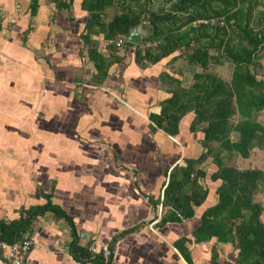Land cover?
Instances as JSON below:
<instances>
[{"label":"crops","instance_id":"obj_1","mask_svg":"<svg viewBox=\"0 0 264 264\" xmlns=\"http://www.w3.org/2000/svg\"><path fill=\"white\" fill-rule=\"evenodd\" d=\"M32 1L0 0V219H18L24 210L50 199L72 217L78 245L88 250L90 245L113 246L112 264H235L238 250L229 242L181 240L191 237L203 211L217 203L215 191L221 180L213 189L210 181L215 182L208 174L200 180L207 197L194 207L193 216L182 221L161 224L162 205L154 208L149 200L162 197L167 172L174 165L201 154L188 150V155L178 154L180 148L168 137L184 138L185 128L190 134L201 133L194 142L203 150L204 134L189 128L192 111L180 118L174 134L152 120L170 95L160 73L181 77L170 69V57L141 68L134 62V51L120 49L121 61L97 85L88 58L89 72L82 78L77 75L85 71L79 35L87 15L81 0H74L70 8L57 6L55 0H37L34 14ZM101 50L108 54L105 46ZM57 70L74 73L68 79ZM254 71L257 79H264V66ZM53 86L61 93L46 91ZM39 99L45 102L46 115L60 120L46 122L40 114L43 132L35 117L37 109L31 111V100ZM33 120L36 123L27 124ZM258 120L264 125V108ZM35 137L47 144L38 146ZM23 143L31 151H25ZM187 145L185 140L184 149H190ZM250 157L258 159L254 167L241 170L264 171V147L254 146L247 158H240ZM205 161L212 164L211 158ZM205 161L199 167L207 168ZM255 199L264 202L261 192ZM260 218L264 225V211ZM26 232L33 243L25 264H83L94 256L83 255L84 262L74 257L70 226L53 210L38 214ZM0 264H8L1 252Z\"/></svg>","mask_w":264,"mask_h":264},{"label":"trees","instance_id":"obj_2","mask_svg":"<svg viewBox=\"0 0 264 264\" xmlns=\"http://www.w3.org/2000/svg\"><path fill=\"white\" fill-rule=\"evenodd\" d=\"M55 1L57 6L65 8L74 2ZM156 1H80L87 16L79 36L83 49L86 48L85 56L94 66L92 81L102 84L110 67L121 61L120 49L126 53L133 47L134 62L141 68L170 56L167 63L176 73L183 75L185 68L192 72L187 85L182 77L168 71L160 73L161 83L170 95L162 101L160 113L153 114L152 120L156 126L174 134L180 118L192 111L194 117L189 128L204 134L203 152L197 158H185V164L174 165L167 172L169 180L162 188V197L150 196L149 200L154 208L161 203V224L193 216L194 207L201 205L208 193L200 182L207 170L199 165L211 158L216 170L209 178L222 181L215 191L218 201L203 211L191 237L182 236L181 240L192 238L198 243L216 238L236 246L235 264H264V225L260 220L264 202L254 200L257 193L264 191V171L241 170L236 165L225 164L221 157L225 150L231 156L247 158L254 146L264 147V125L258 120L264 108V79H257L254 71L261 67L260 53L264 50V10L257 19L259 25H253L252 7L242 6L245 0H174L167 6L153 8ZM31 7L34 14L37 0L32 1ZM108 9L113 11L110 18ZM143 21L150 25L151 32L142 33L141 43L134 45L127 36ZM97 36L105 41L107 55L102 53L99 39L94 38ZM119 38L125 40L122 48L115 45ZM148 43L155 45L141 47ZM179 57L184 58V67L172 66ZM225 62L232 66L229 79L213 70ZM47 210H53L69 224L73 236L70 252L77 260L84 262L83 255L94 254L87 260L91 264H103L100 254L78 245L72 217L50 199L24 210L18 219H0V239L8 243L21 240L32 220ZM110 249L109 264H112L113 246ZM214 254L217 255L216 251Z\"/></svg>","mask_w":264,"mask_h":264},{"label":"rangeland","instance_id":"obj_3","mask_svg":"<svg viewBox=\"0 0 264 264\" xmlns=\"http://www.w3.org/2000/svg\"><path fill=\"white\" fill-rule=\"evenodd\" d=\"M172 1H174V0H158V1H156L155 3H154V5H153V8H156V7H158V6H160V5H164V6H167V5H169L170 4V2H172ZM248 2H250V3H248ZM80 3L81 2H79V5H80ZM248 4H250V6L252 7V9H251V24H253V25H259V23L257 22V19H258V17H259V15L261 14V12L264 10V0H245V2L243 3V7L245 8V6L246 5H248ZM81 7V6H80ZM82 10V9H81ZM84 11V10H83ZM85 12V11H84ZM112 13H113V11L111 10V9H108V11H107V14H108V18H110L111 17V15H112ZM81 24H83V23H80V25ZM79 25V26H80ZM81 29V28H80ZM80 29H79V31H80ZM138 29H139V31L141 32V34L143 33V35H148L150 32H151V28H150V25L146 22V21H143V23L140 25V26H138ZM53 31H54V29H53ZM94 38H96V37H94ZM140 39H141V36H140ZM101 40V39H100ZM99 40V41H100ZM104 43H105V41H100V44H99V47L100 48H102V49H104ZM151 45H155V43L154 44H152V43H148V44H146V45H142L141 47L142 48H146V47H148V46H151ZM134 48V47H133ZM133 48H131V49H129L128 50V52L130 51V53H132L133 51H134V49ZM42 50V49H41ZM84 50H86V48L84 47V49L83 48H81V53L83 52L84 53ZM41 52V51H40ZM86 52V51H85ZM211 53H215L213 50H211L210 51ZM260 55H262V57L259 59V63H260V65L261 66H264V50H262V53H260ZM81 56H83V57H85L84 59H82L81 58ZM81 56H80V58H81V64H82V62H84L85 61V63H84V66H85V71H83V73H79V72H77L78 74L77 75H79L80 76V78H82L83 76V74L85 73V72H89V70H90V67H91V64L87 61V57L86 56H84V54H81ZM168 57H170V56H168ZM167 59V57H165V59L164 60H166ZM87 61V62H86ZM186 63H185V60H184V58L183 57H179L176 61H174V63H172L171 65L172 66H183L184 67V65H185ZM83 66V65H82ZM172 67H170V69H171ZM173 69V68H172ZM171 69V70H172ZM214 72L216 73V74H218L220 77H222V78H224V79H229L230 78V76H231V72H232V66L230 65V64H228L227 62H225L224 64H222V65H220V66H215L214 67ZM257 70V69H256ZM59 73L58 74H60L61 76H63V77H66V78H68V79H70V78H72V75H73V73H74V71H70L69 73H66V72H62L61 70H57ZM261 72V71H260ZM86 73V74H87ZM261 74V73H260ZM192 72L191 71H189L188 69H186L185 68V70L183 71V75H181V77L182 78H185L184 80H183V83L185 84V85H187L190 81H191V79H192ZM83 88H85V87H83ZM50 89L51 88H46V91H49L50 93H52V92H60V90L59 89H57V88H55L54 86L52 87V89H51V91H50ZM78 89V88H77ZM90 89H92L91 87H90ZM79 90V89H78ZM78 90H76L77 92H79L80 94H82V91H78ZM83 90H85V89H83ZM69 91H70V89H69ZM68 91V92H69ZM40 93H41V91H40ZM61 93V92H60ZM84 93H91V92H89V89H86L85 90V92ZM55 94V93H54ZM56 95V94H55ZM95 95H99V94H95ZM31 104H32V109H31V111L33 110V108L35 107L36 109H37V112L35 113L36 115H35V117L36 116H38V124H39V129H40V132H43L42 130H41V128L43 127V123L41 124L40 123V120H39V116H40V114H42V115H44L45 116V121L47 122V121H49L50 119L51 120H56V121H60L59 119H56V118H54L53 117V119H52V114H51V118L49 117V116H47L46 115V107H45V102H43L42 100H35V101H33L32 102V100H31ZM47 109H49V108H47ZM47 114H50V113H47ZM28 118V117H27ZM27 118H25V120H29V119H27ZM36 118H34V120H35ZM34 120L32 121V123H29L28 121H27V124H29V125H31V124H34V123H36V122H34ZM23 121V120H22ZM45 122V123H46ZM53 122V121H52ZM24 124V123H23ZM201 126H202V124H201ZM185 130V135H184V138H185V140L186 141H188V142H190V145H187L190 149H188L187 147L184 149V144H185V140H184V138H183V136L181 137V138H176V137H174V135H171L170 137H168V139L171 141H173L174 142V144L177 146V147H179L180 148V151H178V154L181 152V154H186V155H188L187 153H186V151L188 150V151H191V152H193V153H195L196 155H198L199 153H202L203 152V150H201V147L200 146H198L194 141H198L199 139H201V137H202V134L201 133H189L188 131H187V129L185 128L184 129ZM30 132V131H29ZM24 133H26L27 134V132H25V130H24ZM193 137H191V136ZM233 138H235V136H233ZM37 138L35 137V142L37 143V145L38 146H41V147H44L46 144H47V140H45V142L44 141H39V140H36ZM23 145H25L26 146V148H25V151H27V152H29V151H31V150H29V149H31L29 146H28V143H23ZM27 146H28V148H27ZM186 146V145H185ZM40 147V148H41ZM39 149V148H38ZM192 149V150H191ZM41 153L40 152H38V155H40ZM180 154V155H181ZM180 155H178V156H180ZM221 157H222V159H223V161H224V163L225 164H228V165H236L238 168H240V169H242L243 167H254V164L258 161V159H257V157L255 158V157H250V158H248V159H241L238 155H233V156H231L230 154H229V152H227V151H222L221 152ZM262 158L263 157H260L259 158V160H260V162H263L262 161ZM42 161V160H41ZM210 162V161H209ZM209 162L207 163L206 161H205V166H207V168H206V170H207V174L208 175H210L214 170H216V166L215 165H213V164H210V165H208L209 164ZM209 179V178H208ZM212 180V179H211ZM219 185V182L217 183V182H215V184H213L211 181H210V185H213V186H210L211 187V189H213L214 188V186L215 185ZM263 192L264 191H262L261 192V197L262 198H264V196H263ZM254 200H256V199H254ZM263 202V201H262Z\"/></svg>","mask_w":264,"mask_h":264},{"label":"built area","instance_id":"obj_4","mask_svg":"<svg viewBox=\"0 0 264 264\" xmlns=\"http://www.w3.org/2000/svg\"><path fill=\"white\" fill-rule=\"evenodd\" d=\"M124 42V39L119 38L115 45L117 48H122ZM32 243L33 241L29 232H26L21 240L14 243H8L0 239V252L3 254L8 264H25ZM89 250L93 253L100 254L103 259V264H109L111 249L108 243L100 244L98 247L96 245H90Z\"/></svg>","mask_w":264,"mask_h":264},{"label":"water","instance_id":"obj_5","mask_svg":"<svg viewBox=\"0 0 264 264\" xmlns=\"http://www.w3.org/2000/svg\"><path fill=\"white\" fill-rule=\"evenodd\" d=\"M141 32L138 27H134L128 34L127 39L134 43V45L141 43L140 40Z\"/></svg>","mask_w":264,"mask_h":264}]
</instances>
